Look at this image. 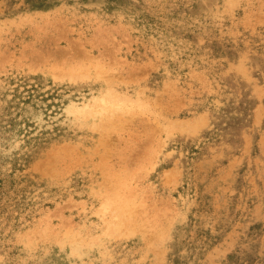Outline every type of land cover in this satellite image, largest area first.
Instances as JSON below:
<instances>
[{
  "label": "rangeland",
  "instance_id": "374dc122",
  "mask_svg": "<svg viewBox=\"0 0 264 264\" xmlns=\"http://www.w3.org/2000/svg\"><path fill=\"white\" fill-rule=\"evenodd\" d=\"M0 264H264V0H0Z\"/></svg>",
  "mask_w": 264,
  "mask_h": 264
}]
</instances>
